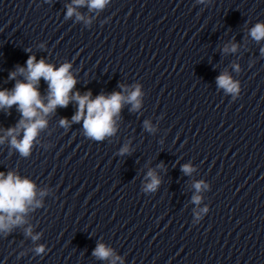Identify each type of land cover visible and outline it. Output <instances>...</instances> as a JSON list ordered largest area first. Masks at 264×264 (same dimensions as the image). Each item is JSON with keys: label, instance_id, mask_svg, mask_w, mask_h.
<instances>
[{"label": "clouds", "instance_id": "9594fccd", "mask_svg": "<svg viewBox=\"0 0 264 264\" xmlns=\"http://www.w3.org/2000/svg\"><path fill=\"white\" fill-rule=\"evenodd\" d=\"M50 2V0H49ZM110 0H72L71 4L66 5V19L75 15L77 21L85 20V17L77 11L78 7L87 6L91 10H103ZM203 4L205 0H197ZM90 23V20H85ZM248 35L257 43L264 41V22H257L248 29ZM239 45L236 43L226 44L223 48L224 53L237 52ZM264 54V48L261 49ZM70 63H64L59 68L46 62L45 59L37 61L35 56H29L25 67H17L16 71L9 73L10 80H16L17 76H23V80H16L14 87L0 90V110H9L13 105L21 113V119L15 125L4 130V135L0 136V144L7 139L11 148L15 149L22 157H29L32 154L34 143L39 133L47 127L46 117L54 113L55 110L66 108L71 101L77 104V110L69 121L67 118H61L60 126L67 128L72 123H81L86 137L94 141H103L107 137L115 135L117 132L116 118L119 116L125 103L132 105L133 111L141 107V97L143 95L141 86L137 84L133 91L127 96L122 92H112L109 95L100 94L92 98L91 91L81 95L79 91L73 93L77 80L71 74ZM233 69L239 71V65L234 64ZM41 78L48 84L47 103L41 97L39 91V82ZM218 88L223 89L225 93L231 94L235 100L241 93L240 82L234 80L227 72H223L216 78ZM122 90L126 91L125 86L121 85ZM144 127L148 131H153L151 124L146 120ZM22 133V135H21ZM10 138V139H9ZM120 155L130 154V147L125 144L119 150ZM162 165H158L160 167ZM194 169L189 164L182 166V171L190 175ZM146 179L148 182L144 185L143 191L146 193L155 192L161 179L155 171L149 170ZM209 186L204 182H197L194 188L197 193L202 188ZM46 191H41L40 196L46 195ZM36 184L29 178H22L13 171H0V234L5 237L17 226L26 223L25 215L30 210H35L42 206L41 200L36 199ZM193 203L199 205L200 195L192 197ZM208 207H204L196 213L197 219L201 218L202 213H207ZM25 235L30 236L33 241L40 239V234L33 235L31 227L25 229ZM36 254L45 252L44 245H38L35 248ZM93 256L100 260L111 259L110 264H116L113 250L103 243H98L93 251ZM121 264L123 261L121 260Z\"/></svg>", "mask_w": 264, "mask_h": 264}]
</instances>
